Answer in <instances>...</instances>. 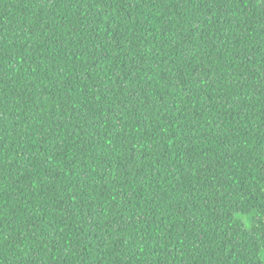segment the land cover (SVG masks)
<instances>
[{
	"label": "trees",
	"instance_id": "trees-1",
	"mask_svg": "<svg viewBox=\"0 0 264 264\" xmlns=\"http://www.w3.org/2000/svg\"><path fill=\"white\" fill-rule=\"evenodd\" d=\"M263 254L264 0H0V264Z\"/></svg>",
	"mask_w": 264,
	"mask_h": 264
},
{
	"label": "rangeland",
	"instance_id": "rangeland-1",
	"mask_svg": "<svg viewBox=\"0 0 264 264\" xmlns=\"http://www.w3.org/2000/svg\"><path fill=\"white\" fill-rule=\"evenodd\" d=\"M246 225L248 226V228L252 226V224L249 221L246 222ZM263 260H264V254H263Z\"/></svg>",
	"mask_w": 264,
	"mask_h": 264
}]
</instances>
